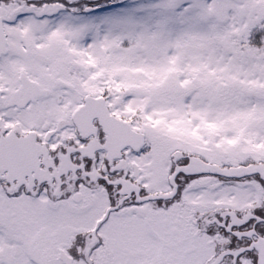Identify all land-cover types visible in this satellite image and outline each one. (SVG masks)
<instances>
[{
    "label": "snow or ice",
    "instance_id": "obj_1",
    "mask_svg": "<svg viewBox=\"0 0 264 264\" xmlns=\"http://www.w3.org/2000/svg\"><path fill=\"white\" fill-rule=\"evenodd\" d=\"M0 264H264V0H0Z\"/></svg>",
    "mask_w": 264,
    "mask_h": 264
}]
</instances>
